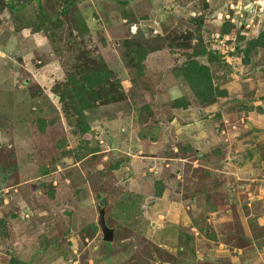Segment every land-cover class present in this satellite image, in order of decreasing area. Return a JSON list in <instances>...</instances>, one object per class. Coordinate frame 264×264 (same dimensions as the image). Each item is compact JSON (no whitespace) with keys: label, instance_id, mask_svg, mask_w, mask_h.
Segmentation results:
<instances>
[{"label":"rangeland","instance_id":"rangeland-1","mask_svg":"<svg viewBox=\"0 0 264 264\" xmlns=\"http://www.w3.org/2000/svg\"><path fill=\"white\" fill-rule=\"evenodd\" d=\"M261 32L264 0H3L0 264H237L210 254L207 218L239 217L264 188V47L243 58ZM201 46L225 91L210 104L173 74ZM103 66L111 75L81 119L59 93ZM207 134L216 146L200 145ZM260 251L240 264H264Z\"/></svg>","mask_w":264,"mask_h":264},{"label":"trees","instance_id":"trees-1","mask_svg":"<svg viewBox=\"0 0 264 264\" xmlns=\"http://www.w3.org/2000/svg\"><path fill=\"white\" fill-rule=\"evenodd\" d=\"M3 3V0H1ZM0 3V7L2 6ZM247 48L243 50V58H247L249 51L256 47H264V32H261L258 37L252 39L247 43ZM202 55H207L211 60L210 50H206L204 46L198 49H193L189 58L182 64V66H177L173 69V74L175 77H182L184 81L190 87L196 101L200 104H210L213 103L217 97L222 96L225 91L219 89L213 84L212 74L210 68L207 64H203L196 58ZM145 56L144 51L139 56V59H143ZM111 75V71L107 70L104 66L102 69H95L90 71L81 77L79 81H73V88L67 94L63 90L59 93V102L64 103L63 106L66 108L71 103L74 104V108L77 109L79 117L82 119V115H85V110H88L93 104L91 100H96L98 93L104 89V83L107 80V76ZM113 92L108 91L107 96H113ZM72 97L70 101H65V96ZM113 99V98H112ZM174 107H184L186 108L188 103L185 102L184 98H178L173 101ZM89 127L87 126L85 120L83 119L79 124L80 133L87 132ZM161 191L158 192L160 194ZM93 232L96 231L97 227L93 224ZM9 264H26L18 259L10 258Z\"/></svg>","mask_w":264,"mask_h":264},{"label":"crops","instance_id":"crops-1","mask_svg":"<svg viewBox=\"0 0 264 264\" xmlns=\"http://www.w3.org/2000/svg\"><path fill=\"white\" fill-rule=\"evenodd\" d=\"M213 132H217V130L215 129V131ZM216 137L217 136L210 137L207 134L206 138L203 137L199 138L200 145H203L201 144V142H205L206 139L208 140L209 143L212 144V142H214L213 140H215ZM210 138H212V141ZM215 143L217 142H214V144H212V147L216 146ZM222 150H226V149L222 148ZM203 154H200V158L203 156ZM217 156L218 155H214L213 159H217ZM200 158L196 159L195 161H197L198 163L201 162L202 160ZM224 161H226V158H224ZM225 167L227 166L225 165ZM211 173L212 171L210 172L209 175H211ZM240 173L245 174L246 176L249 175L246 172L242 171V169H240ZM236 191H238V188L233 187L234 195H236ZM248 195L249 198L241 206L240 205L236 206L239 217L237 218L234 217L232 213L229 211L223 212L218 216L217 211H214L213 216L211 218H207V220L210 221V223L214 224V228H216V230L218 231L216 232L217 236H213L214 239L216 240L215 243L217 242L216 243L217 246L215 247L214 251H211L210 254L219 255L223 253L230 254V252H232L234 253V256H232L233 261L235 262L237 260V262L239 261L238 262L239 264L241 262L240 257H238L239 255L243 258L244 262H246V259L249 258L251 255L253 256L254 251L258 250V248L260 247L264 254V188L262 187V185L258 186L254 188L253 192H248ZM174 203H178V202L174 201ZM171 206H173L172 201H171ZM186 213L187 212L185 210V217H187ZM219 224L223 228L224 232L220 231V228L218 227ZM227 225L230 226L229 229L233 230L234 234L226 232L225 226ZM194 227H192L191 229H195ZM256 234H258L259 236ZM204 237L205 236H203V238ZM240 242H244V243L240 244ZM262 251L259 252L260 256H262Z\"/></svg>","mask_w":264,"mask_h":264},{"label":"water","instance_id":"water-1","mask_svg":"<svg viewBox=\"0 0 264 264\" xmlns=\"http://www.w3.org/2000/svg\"><path fill=\"white\" fill-rule=\"evenodd\" d=\"M250 7V6H248ZM246 7L245 10L250 11V8ZM97 208V219L96 223L99 226L101 233H102V239L104 241L110 242L113 240L114 236V228L109 227L106 224L105 220V207L101 206L100 204L96 205Z\"/></svg>","mask_w":264,"mask_h":264}]
</instances>
